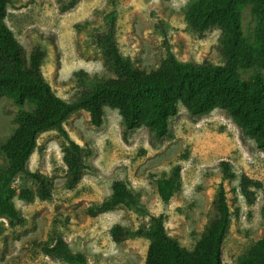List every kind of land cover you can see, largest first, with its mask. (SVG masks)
<instances>
[{"label": "rangeland", "instance_id": "rangeland-1", "mask_svg": "<svg viewBox=\"0 0 264 264\" xmlns=\"http://www.w3.org/2000/svg\"><path fill=\"white\" fill-rule=\"evenodd\" d=\"M190 1L11 0L6 22L28 56L36 43L48 49L44 76L56 96L73 102L80 89L78 71L91 78L113 77L102 56L91 47L92 33L106 31L111 14L117 18L121 52L141 69L150 72L159 67L165 40L181 62L209 60L219 64L220 33L214 31L203 39L193 36L184 14ZM255 25L247 8L243 12L247 36H253ZM50 36H54L57 52L48 41ZM251 75L250 71L243 77ZM20 110L33 107H19L0 95V173L8 166L1 146L15 131ZM104 112L99 127L91 123L86 111L72 115L64 125L68 136L83 149V175L73 190L66 188V141L56 130L39 136L28 170L53 180L52 198L22 200L19 192L24 188V175L16 178L13 202L23 223L0 219V264H67L47 256L41 248L58 236L72 252L85 255L88 264H145L150 241L133 235L115 242L111 229L121 225L135 232L160 215L165 217L169 236L191 250L215 216L214 202L221 184L232 212L223 261L238 264L264 235V150L220 109L193 116L180 103L163 138L146 126L126 131L116 109L105 107ZM223 162L229 163L232 178L224 176ZM176 166L181 167V189L164 204L157 180L168 177ZM243 176L262 185L260 189L250 187L255 197L252 203L241 192ZM116 181L126 183L137 195L139 210L120 207L95 216L88 214L90 207L112 195Z\"/></svg>", "mask_w": 264, "mask_h": 264}, {"label": "trees", "instance_id": "trees-1", "mask_svg": "<svg viewBox=\"0 0 264 264\" xmlns=\"http://www.w3.org/2000/svg\"><path fill=\"white\" fill-rule=\"evenodd\" d=\"M10 1L0 0V95L19 107L30 105L33 110L18 112L17 127L1 146L8 166L0 173V219L6 218L12 224L23 223L13 202L17 194L14 183L20 175H24L25 182L19 192L22 200L52 198L53 180L28 170L39 136L44 132L56 130L66 141L63 158L66 188H76L83 175V149L68 136L64 125L79 111L89 113L91 123L99 127L104 122L105 107H110L119 112L126 131L146 126L158 138H163L168 135L170 118L177 114L180 103L193 116L220 109L264 150V0H191L184 10L187 27L198 39L219 31L220 63L181 62L165 40V55L159 67L150 72L121 52L117 18L111 14L108 29L92 33L91 47L102 56L113 77L91 78L84 71H78L80 89L73 102L56 96L44 76L48 49L36 43L28 56L8 26ZM247 8L251 9L256 23L252 37L247 36L243 28V12ZM48 41L57 52L54 36L48 37ZM250 71L251 77L245 79L243 75ZM221 166L224 176L232 178L229 163L223 162ZM250 187L260 189L262 185L243 176L240 189L252 203L255 197ZM180 189V166L168 177L157 180L158 195L164 204H169ZM139 206L132 189L116 181L112 195L102 204L90 207L88 214L95 216L120 207L139 210ZM214 214L191 250L169 236L163 215L152 217L149 226L135 232L116 225L111 229V236L115 242L133 235L147 238L150 244L145 264H225L223 245L230 230L232 212L222 184L214 202ZM262 218L264 220V207ZM41 248L47 256L67 264H88L85 255L72 252L61 236ZM238 264H264V235L246 250Z\"/></svg>", "mask_w": 264, "mask_h": 264}]
</instances>
